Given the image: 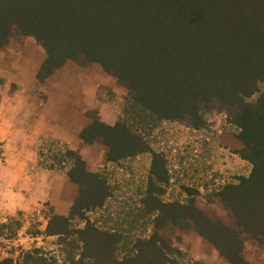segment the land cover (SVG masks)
<instances>
[{
	"label": "rangeland",
	"instance_id": "obj_1",
	"mask_svg": "<svg viewBox=\"0 0 264 264\" xmlns=\"http://www.w3.org/2000/svg\"><path fill=\"white\" fill-rule=\"evenodd\" d=\"M261 55L264 0H0V261L264 264Z\"/></svg>",
	"mask_w": 264,
	"mask_h": 264
},
{
	"label": "trees",
	"instance_id": "obj_2",
	"mask_svg": "<svg viewBox=\"0 0 264 264\" xmlns=\"http://www.w3.org/2000/svg\"><path fill=\"white\" fill-rule=\"evenodd\" d=\"M177 17H179V18H177V20L181 18L178 15H177ZM184 18H186L185 24H189V23H193V22L198 21V20H196L195 17H182L181 20L183 22H185ZM173 22H174V24L176 23L175 20ZM174 26L176 27V25H174ZM235 55H237V54L232 55V61H234L235 63H238V66H240V68H243L242 63L239 61L240 60L239 55H237V56H235ZM261 56H263L261 59L262 62H260V68L261 69H258L261 73H259V75H257L258 78H261L262 73L264 74V55H261ZM261 56H259V58ZM238 72H240V70L239 71L237 70V73ZM115 76H117V75H115ZM249 92H251L250 89L247 90L246 93L243 92L242 95H246ZM237 103H238L237 104L238 106L240 105L238 111L236 112L237 118L239 119V124L242 126V128H244L247 131V133H250V131L253 130V132H254V135L252 136L253 142L256 144H259L260 146L263 145L264 143L262 141L264 140V95L258 100V102L255 105H243V102H241V100H239V98H238ZM109 160H112V157H109ZM85 175L86 176H92L97 180L100 179L97 175H89L87 173ZM70 178L74 182L78 183V181L73 176H70ZM99 182L102 184V186L103 185L105 186L104 180L102 181L100 179ZM53 218L56 221V223L53 224L55 226V228L53 230L50 229V223H49V225L47 227V233L48 234H58V235H62V234L64 235V233L66 234L67 233V225L69 223V218L56 217V216H54ZM15 225L16 226L19 225V228L21 227L20 222H19V224L16 222ZM0 228L1 229L7 228L8 230H7L6 235H8L9 237L15 235V233H14L15 229H13V227H10L8 224H1ZM76 245H77L76 249L81 251L80 257H79L77 263H75V261L73 259H71V257H70V259L68 258L67 260H70V261H68L69 264H100L101 257L98 253H86V252L82 251V250H85V248H86L85 239H82V238L78 239ZM48 260H50V262H48ZM164 261H165V258L161 257V258H159V260L156 261V264H167ZM0 264H13V261L10 258H4L0 261ZM15 264H55V262L51 261V259L46 258L45 255L41 254V252L38 249L34 248L30 251L23 253L22 258L19 259L18 262H15Z\"/></svg>",
	"mask_w": 264,
	"mask_h": 264
},
{
	"label": "crops",
	"instance_id": "obj_3",
	"mask_svg": "<svg viewBox=\"0 0 264 264\" xmlns=\"http://www.w3.org/2000/svg\"><path fill=\"white\" fill-rule=\"evenodd\" d=\"M80 91L83 92V90H80ZM80 91H79L78 95L80 96V94H81V96H83L82 92L80 93ZM64 121H65V124H64L65 127L62 129V131L64 132V138L67 139V140H70V138H69L70 135L76 134L78 136V134L80 133L81 129L78 128V127L77 128L74 127L78 123V121L74 120V121H70L69 122L68 119H64ZM241 260H243V263H245V261L247 259H245V257H244ZM215 264H239V263L229 262L228 260H226L224 258H221V257L220 258L217 257V259H216V257H215Z\"/></svg>",
	"mask_w": 264,
	"mask_h": 264
}]
</instances>
